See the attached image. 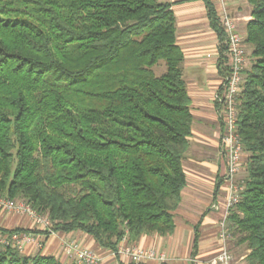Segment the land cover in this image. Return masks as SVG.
<instances>
[{"label": "trees", "instance_id": "obj_1", "mask_svg": "<svg viewBox=\"0 0 264 264\" xmlns=\"http://www.w3.org/2000/svg\"><path fill=\"white\" fill-rule=\"evenodd\" d=\"M202 2L223 77L225 33ZM246 2L244 188L227 224L244 264H264V0ZM183 60L170 2L0 0V196L24 200L52 232L82 231L113 252L124 237L171 235L193 125ZM13 232L30 230L0 228V238ZM0 264L64 263L0 242Z\"/></svg>", "mask_w": 264, "mask_h": 264}, {"label": "crops", "instance_id": "obj_2", "mask_svg": "<svg viewBox=\"0 0 264 264\" xmlns=\"http://www.w3.org/2000/svg\"><path fill=\"white\" fill-rule=\"evenodd\" d=\"M160 1L171 3L176 23V43L184 56L183 77L191 98L193 125L189 137L190 154L187 152L183 159L187 182L181 193L179 207L175 211V228L171 235L162 237L144 234L133 241L125 237V242L140 248L154 249L166 255L164 261L151 260L138 264H216L213 261L220 249L218 223L222 216L225 195L222 180L224 162L219 145L221 122L214 102V94L219 90L222 78L217 68L218 41L209 26L202 0ZM211 1L217 12V0ZM225 4L237 28H240V21H244L245 25L249 16L241 15L242 0H226ZM241 33L245 34L244 27ZM213 203H216L218 208H213ZM0 228L30 230L40 240V247L35 243L25 244L22 251L24 255L39 252L55 256L64 264H77L76 260L66 255L62 249L65 240L75 239L82 246L92 250L98 256L100 264H136L101 247L82 231L55 232L42 239L41 232H34L39 230L38 227L24 214L0 209ZM245 255L246 253L233 255L231 264H239V260H243Z\"/></svg>", "mask_w": 264, "mask_h": 264}, {"label": "built area", "instance_id": "obj_3", "mask_svg": "<svg viewBox=\"0 0 264 264\" xmlns=\"http://www.w3.org/2000/svg\"><path fill=\"white\" fill-rule=\"evenodd\" d=\"M217 16L225 33L227 73L221 78L220 88L214 94L215 108L221 121V133L219 137L220 152L224 162L222 180L224 182L225 195L222 203V216L218 223L220 249L214 263L231 264L232 254L227 248L230 231L227 219L230 210L236 205L243 191V184L238 183L237 174L240 171L243 159V148L237 132V98L243 84V70L245 67L244 35L238 30L234 19L231 17L226 0H217ZM213 208H218L216 203ZM0 209L14 211L27 215L41 230L52 233L50 220L39 215L29 204L20 201L14 202L0 196ZM0 242L10 246L18 252H22L27 243H36L41 246L40 240L30 232H13L3 235ZM64 253L73 257L77 264H100L98 256L90 249L82 246L77 240H65L62 243ZM115 255L132 263L158 260L164 261L166 255L150 248H140L134 244L125 242V237L120 241Z\"/></svg>", "mask_w": 264, "mask_h": 264}, {"label": "rangeland", "instance_id": "obj_4", "mask_svg": "<svg viewBox=\"0 0 264 264\" xmlns=\"http://www.w3.org/2000/svg\"><path fill=\"white\" fill-rule=\"evenodd\" d=\"M237 1V0H236ZM239 1V0H238ZM242 3H243V5L240 7V11H241V15H242V17L244 16V17H247V16H249V13H250V6L247 4V2H246V0H242ZM241 17V16H240ZM238 26L240 27L239 29L242 31V28L244 27L245 28V25H244V21L242 22V21H240V23L238 22ZM242 27V28H241ZM238 29V30H239ZM239 30V31H240ZM240 31V32H241ZM244 50H245V67H244V69H246V68H248L249 66H250V60H251V58H250V51H251V47L248 45V44H245V46H244ZM154 72H155V74L156 75H160L164 70H165V66H164V63L162 62V61H159V63L156 65V66H154ZM207 87V86H206ZM192 143V142H191ZM188 155L190 154V149H188ZM245 161H246V153H244V151H243V159H242V165L243 166H241L242 167V170L240 171V172H238L239 174H237V181H238V183H241L242 181H240V179L245 175V171H244V167H245ZM186 165L185 166H187L188 165V163L186 162L185 163ZM187 168V167H186ZM207 189V185H206V187H205V190ZM10 200H12V199H10ZM14 202H20V201H23V202H25L24 200H21V199H18V200H13ZM26 203V202H25ZM8 212H13V213H16V212H14V211H8ZM18 214H21V213H18ZM25 215V214H24ZM40 215V214H39ZM43 216V215H42ZM46 217V216H45ZM39 229V228H38ZM39 231H41L40 229H39ZM31 233V232H30ZM53 233H55V232H52V233H49V232H47V233H44V232H41V234H42V239H44V238H46V237H48L49 235H51V234H53ZM34 243V242H33ZM36 244V243H35ZM40 244H41V242H40ZM37 246V245H36ZM227 248L229 249V251L231 252V254H232V260H233V255H235V256H239V255H243V254H245V253H247L246 252V249H245V247L243 246V245H237L236 243H235V238L234 237H231V235H230V237H229V239H228V241H227ZM92 251V250H91ZM239 259V258H238ZM100 262V261H99ZM241 262L244 264L245 262H244V259L243 260H239V264H241ZM132 263V262H131Z\"/></svg>", "mask_w": 264, "mask_h": 264}]
</instances>
